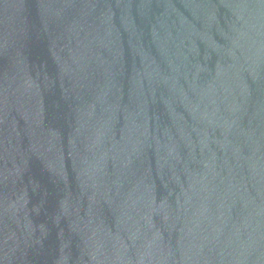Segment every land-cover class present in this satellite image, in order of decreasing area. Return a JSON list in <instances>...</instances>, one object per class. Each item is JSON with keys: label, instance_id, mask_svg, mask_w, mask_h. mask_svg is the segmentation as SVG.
<instances>
[{"label": "water", "instance_id": "1", "mask_svg": "<svg viewBox=\"0 0 264 264\" xmlns=\"http://www.w3.org/2000/svg\"><path fill=\"white\" fill-rule=\"evenodd\" d=\"M0 264H264V0H0Z\"/></svg>", "mask_w": 264, "mask_h": 264}]
</instances>
